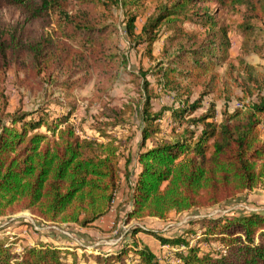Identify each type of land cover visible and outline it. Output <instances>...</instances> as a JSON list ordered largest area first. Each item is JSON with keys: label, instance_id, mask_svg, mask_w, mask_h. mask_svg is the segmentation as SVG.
Returning <instances> with one entry per match:
<instances>
[{"label": "trees", "instance_id": "obj_1", "mask_svg": "<svg viewBox=\"0 0 264 264\" xmlns=\"http://www.w3.org/2000/svg\"><path fill=\"white\" fill-rule=\"evenodd\" d=\"M119 1L77 0L73 9L58 0H0V8L14 6L25 16L21 26L0 31L2 72L12 53L29 55L34 74L67 94L92 75L98 80L96 87L100 78H114L123 59L109 44L115 31L107 14ZM237 6L245 8L240 23L245 51L262 55L264 49L253 43L252 20L264 15V0H170L138 29V16L128 13V35L145 42L150 56L161 27L171 30L168 41L174 48L155 62L152 72L163 91L186 96L180 108L153 111L150 83L144 81L145 95L135 106L109 109L105 120L90 125L92 133L82 135L70 121L73 98L62 114L48 120L41 106L33 113L7 111L0 90V218L28 211L40 224L66 228L74 224L101 229L104 217L114 224L135 221L145 227L150 220L160 224L170 212L231 208L241 200L257 204L249 202L247 195L264 187V67L260 70L239 59L237 67L230 65L232 82L222 80L217 71L229 58L231 46L227 28L217 16L223 8ZM186 19L202 31L186 30L181 25ZM39 20L48 25L47 31L31 37L26 25ZM4 34L7 40L2 39ZM232 70H236L234 77ZM232 84L241 92L236 97L241 107L224 108L219 121L214 103L195 115L206 95L224 94L229 101ZM197 88L201 91L191 100ZM165 110L170 111L171 123L161 135ZM124 123L130 126L129 135L117 137L110 131ZM129 141L138 144L134 147ZM123 192L127 205L122 203ZM196 221L203 234L223 249L203 253L188 247L179 256L183 264H264V209L241 206ZM137 224L127 227L122 238L126 244L119 245L116 253L84 258L91 257L95 264H125L124 256L131 250L140 264H160L154 249L137 239L141 230L151 232L159 246L187 244L184 231L167 235ZM67 246L37 243L13 251L0 239V264H62L67 254L74 256Z\"/></svg>", "mask_w": 264, "mask_h": 264}, {"label": "rangeland", "instance_id": "obj_2", "mask_svg": "<svg viewBox=\"0 0 264 264\" xmlns=\"http://www.w3.org/2000/svg\"><path fill=\"white\" fill-rule=\"evenodd\" d=\"M62 1L66 6L70 8L77 7V0H58ZM120 0L117 5L111 7L110 13L107 14V22L114 27V33L111 38L110 45L115 46L116 52L119 55V59H123L122 65L119 66L116 76L112 79L100 78L98 81L95 75L88 80L86 84L81 87H76L67 94L62 88L58 86H50L44 81L43 76H37L34 74L31 66V58L28 55L18 54L17 56L10 53L9 66L4 72L0 67V90L6 96L7 99V111L13 112L17 109L25 112L33 113L39 106L46 109V115L48 120L53 119L56 115H60L66 110L68 101L73 98L75 102V110L70 116V121L76 126L78 132L82 135L92 133L90 125L96 123V121H103L105 117L110 115L109 109H124L125 105L135 106V103L144 97V81L150 83L149 91H151V104L153 111H159L162 107L168 108H180L183 105V100L186 96H176L173 91H163L157 81V76L153 74V68L156 61H162L164 54L171 51L174 48V43L168 41L169 37H173L171 30L165 31L164 26L158 32V37L155 39L151 46V56L147 52V45L145 42H136L132 39V36L128 35L125 28V21L128 13H135L138 18L136 21V27L139 28L145 19L153 17L160 6L164 3L167 5L170 0ZM91 6V5H90ZM245 8L243 6H237L231 9L230 7L223 8L219 15V21L221 25L227 28V34L229 36L231 46L229 49V58L221 62L217 66V71L222 80H228L232 82V77H229L230 65L237 67L238 60L243 59L245 62L256 65L260 70L264 67V51L262 55L254 52H246L244 47L245 36L240 27L242 21V14ZM99 11V10H98ZM93 12H97L96 10ZM24 12L14 6H3L0 8V31L7 32L14 26H21L24 22ZM182 26L188 31L201 32L202 29L191 20H184L181 22ZM255 29V38L253 43L264 49V15L259 20H252ZM45 25L44 20L35 21L26 25V29L29 30V35L39 36L41 33L47 31L48 25ZM25 26V23H24ZM44 26V27H43ZM7 40L6 34L3 38ZM253 38H251L252 42ZM25 61V62H23ZM232 76L236 75V70H232ZM143 73L146 75L143 76ZM200 88L195 89L190 95V99L194 100L198 97ZM231 102L238 101L236 97L240 95V91L235 84L231 86ZM69 95V96H68ZM67 96V97H66ZM68 98V99H67ZM229 100V101H230ZM210 103H214L216 110V118L219 119L221 112L224 108L232 109L231 103H226L224 94L218 96L215 94H209L203 97L201 107L195 112V115H199L205 112ZM35 116V114L33 115ZM128 121L130 117L127 115ZM162 133L165 134L171 123L170 111L165 110L162 117ZM125 124V123H124ZM129 125L121 124L116 128H110L117 137H123L129 135ZM44 131L43 128L39 129ZM38 130V131H39ZM160 135V136H161ZM122 142V141H121ZM128 143V142H127ZM126 143L123 141L121 147H124ZM129 144L136 147L138 141H129ZM122 149V148H121ZM123 202L127 205V195L122 193ZM249 202L257 204H246L241 201H236L231 204V208L219 207L208 211H202L199 209H193L188 212L176 214L170 212L167 218L155 224L152 220L145 224V227L137 222L132 221L130 224L122 225L114 224L112 219L104 217L103 227L88 229L79 228L77 225L57 226L54 224L41 225L36 221L34 217L28 211H22L14 215H10L2 218V222L5 223L4 227L11 223H18L13 225L26 224L27 232L7 233L12 235L13 244L11 245L13 251H20L24 245H31L21 243V240L31 239L32 241L42 239L44 233L54 234L58 229H63L69 233V242L67 246L74 250V256L67 254L62 264H95L94 260L84 258V255L92 254H112L116 253V248L123 243L122 238L125 230L129 225L137 224L142 229H148L150 231H159L166 233L167 235L179 234L184 231L182 237H184L187 244H180L176 247L169 245L159 246L158 239L151 233L145 230H141L137 233V239L143 243H146L154 249L158 255V261L160 264H183L180 259L181 254H185L188 247H197L200 252L206 253L207 251H217L223 248L219 245L218 241L214 238L206 237L203 234V230L200 223L196 220L201 216H214L217 214H225L229 210L236 209L238 207H245L250 210H263L264 209V187H259L253 192L247 195ZM22 220L23 222L19 221ZM32 223L41 227L36 231L32 227ZM61 227V228H60ZM58 232V231H57ZM42 233V234H41ZM8 236H4L2 240L7 241ZM1 239V237H0ZM21 241V242H20ZM44 244V243H43ZM46 244V243H45ZM48 245H51L47 243ZM126 244V243H123ZM122 244V245H123ZM141 245V243H139ZM66 246V245H65ZM125 264H140L138 257L131 251L124 256Z\"/></svg>", "mask_w": 264, "mask_h": 264}, {"label": "crops", "instance_id": "obj_3", "mask_svg": "<svg viewBox=\"0 0 264 264\" xmlns=\"http://www.w3.org/2000/svg\"><path fill=\"white\" fill-rule=\"evenodd\" d=\"M240 95H241V92H240ZM236 102H238V101H233L232 100V102H231V100H230V101H227L226 103H228V104L231 103L232 104V109L231 110H233L235 108L234 104ZM228 110H230V108H228ZM215 119L217 121L220 120V118L217 119L216 116H215ZM104 220H105V218L102 221L104 222ZM20 222H23V221L20 220L19 223ZM13 224H18V223H16V221H15V223H11L8 226L2 228L1 231L4 232V233H11V234H14L16 232V233L19 234V232L24 229V231L27 232V230H26L27 229L26 228L27 227L26 224H20V225H13ZM54 229H56L57 231H59V229L57 227L54 228ZM57 231L54 234H51V232L50 233L49 232L48 233H44V234L41 233L42 235H45V237H43L42 239H39V240H37V238L34 241H32L31 239H26V240H21L22 242L21 241L20 242L23 243V244L30 243L31 245L37 244V243H40V244H43V243H46L47 244V243H49L51 245L52 244L53 245L55 244V245H59V246L69 245L70 244L69 240L66 237H64L63 235H61L60 233H58ZM19 236H22V235L19 234Z\"/></svg>", "mask_w": 264, "mask_h": 264}, {"label": "built area", "instance_id": "obj_4", "mask_svg": "<svg viewBox=\"0 0 264 264\" xmlns=\"http://www.w3.org/2000/svg\"><path fill=\"white\" fill-rule=\"evenodd\" d=\"M234 106H235V107H241L242 105H241V103L236 102V103L234 104ZM31 217H33V216L31 215ZM4 225H5V223L2 222V218H0V237H1V239H3L4 236H8V237H7V241H4L5 245L8 246V247H11V245H17L15 242H14V244L12 243V242H13V241H12V240H13L12 235H7V233H4V232L1 231V229L4 228ZM41 225H46V223H43V224H41ZM126 226H127V225H126ZM32 227H33V229L36 230V231H38V230L41 229V227L36 226L34 223H32ZM126 228H127V227H126ZM59 231H60L61 233H63L64 235L70 237L68 231H65V230H63V229H59Z\"/></svg>", "mask_w": 264, "mask_h": 264}]
</instances>
